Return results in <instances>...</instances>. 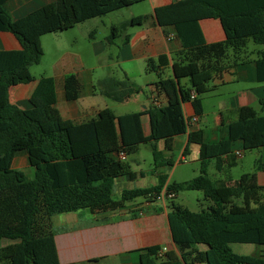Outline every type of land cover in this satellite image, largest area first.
<instances>
[{"label": "trees", "instance_id": "1", "mask_svg": "<svg viewBox=\"0 0 264 264\" xmlns=\"http://www.w3.org/2000/svg\"><path fill=\"white\" fill-rule=\"evenodd\" d=\"M8 1L0 0V32L14 35L22 48L0 52V264H61L53 216L84 210L94 215L115 212L136 199L155 200L164 189L175 195L170 200L168 221L185 262L264 264V257L241 256L231 248L233 244H249L264 250V187L258 184L256 174L222 183L208 176L210 161L216 159L217 169L221 170V157L231 153L232 143L241 141L246 152L264 147V116L252 107L239 109L234 122L222 121L227 138L216 145L204 143L201 132L189 135V145L200 146L201 172L197 178L167 185L168 177L159 175L158 186L124 191L120 199L113 198L117 178L136 177L128 163L118 159L120 153L131 156L146 144L150 145L155 171L173 166V160L164 158L157 143L163 141L166 151L173 150L174 138L187 132L182 103L190 101L196 115L201 116L207 84L222 70L197 62H176L175 79L158 83L166 106L123 116L104 110L97 120L84 124L62 118L55 108L53 79L41 78L30 100L33 109L22 111L11 105L9 89L34 80L31 67L39 65L44 56L43 36L68 31L145 0H56L17 21L6 10ZM155 15L162 28H175L182 53L190 51L205 59L219 61L226 54L227 43L251 39L263 47L254 65L257 82L264 83V0H172L170 5L157 8ZM206 19L220 21L225 42L206 43L200 28V21ZM146 20L147 16L133 17L112 27L107 44L114 45L120 35ZM168 65L166 56L149 59L146 72L161 74ZM183 79L189 80L193 92L187 94L179 87L178 81ZM97 88L116 103H125L142 92L119 66L109 68L108 76L97 83ZM65 92L67 100L78 99L74 75L65 78ZM144 115L150 122L149 137L142 131ZM22 153L35 170L33 180L12 169L14 158ZM260 169L264 170V164L257 160L256 170ZM186 191L202 192L210 204L200 212L175 204L177 196ZM202 245L207 247L206 252L198 250ZM160 250L145 249L140 264H155L165 258L164 264L176 261L169 253L160 259Z\"/></svg>", "mask_w": 264, "mask_h": 264}, {"label": "crops", "instance_id": "2", "mask_svg": "<svg viewBox=\"0 0 264 264\" xmlns=\"http://www.w3.org/2000/svg\"><path fill=\"white\" fill-rule=\"evenodd\" d=\"M55 1L9 0L6 3V10L12 19L17 21ZM146 1L151 4L152 11L149 14H136L131 11L129 18L122 21L138 16H147V20L140 26L129 28L115 40L114 45L107 44L106 38H99L97 26H94L90 31L84 30L86 28L84 26L95 24L99 18L79 24L65 32L43 36L41 44L44 56L39 65L31 67L34 80L29 84H20L9 89L11 105L22 111H30L33 109L30 100L39 81L41 78H51L54 81L56 94L55 108L62 118L75 124H84L97 120L104 110H110L114 114L117 113L113 110L114 108H112L110 102L115 103V108L120 109L118 113L127 114L145 113L152 106H166V98L158 88V83L160 80L175 79L173 64L176 62H197L200 65H210L222 70L215 79L207 84L208 92L202 96L201 116L196 115L190 101L182 103L187 132L174 138L173 150L166 151L163 141L157 143V149L163 153L165 159L173 160V166L155 171L152 157V164L145 168L141 159V145L136 153L138 156L133 158L132 163H129L130 156H127L126 160L131 172L136 177L131 179L124 176L115 180L113 187V198L115 200L120 199L124 191L143 190L158 186L159 175L168 177L167 185L184 183L197 178L201 172L200 146L197 144L189 145V135L191 133L201 132L204 143L216 145L227 138L225 128L221 126L222 121L226 124L236 121L239 109L252 107L264 116L262 106V103H264V83L257 82L254 65L261 50L254 47L251 39L239 43H227L226 54L219 61L202 58L199 54L190 51L182 53V45L175 28H162L158 24L155 15L157 8L170 5L172 0H145L144 2ZM138 4L128 9L133 10L132 8ZM200 28L206 43L226 41L219 20H202L200 21ZM77 30L79 38L82 39L88 50L87 53H84V50H79L80 40L77 38ZM21 48L14 35L0 32V52L19 51ZM47 53L54 57L53 65L50 67L51 74L47 71H38ZM160 56L169 58L167 68L161 74L147 73L146 61L157 59ZM102 61L103 63L105 61L104 67L106 69L119 66L136 84L138 79H142L144 75H147L146 83L149 89L147 100L141 99L138 94L125 103H116L102 96L98 91L97 83L104 78L96 80L94 76ZM148 74L152 75L149 77ZM69 75H74L78 80L79 96L74 101L66 98L65 78ZM178 85L187 94L193 92L188 79L178 81ZM208 100H217L216 112H208L206 106ZM212 117L213 120L210 124L209 119ZM141 123L144 136L149 137L151 128L148 116L144 115ZM147 146L150 148V145ZM186 149H188L187 154H185ZM238 153L241 154V157L238 156ZM247 155L251 157H247ZM113 157L116 158L117 156L114 155ZM257 160L264 164V147L246 152L243 149V143L236 141L232 143L231 153L221 157V170L217 169L216 159L210 161L208 176L212 181L222 183L230 180L236 181L244 174L255 173L258 184L264 187V170H256ZM190 163L194 166L191 178L181 175L176 178V182H173L174 174L180 165ZM246 164L249 165L251 172H241L238 177H235L234 171ZM12 169L21 171L27 178L34 179L35 170L25 153L14 158ZM203 198L206 206L209 205L210 203L206 201L204 194ZM170 203L169 200L157 201L140 198L127 204L124 209L115 212L100 215H94L86 210L84 211L87 213L76 212L78 214L75 215L74 222H71V219H65L63 225H71V227L63 230L62 243L60 238L55 235L60 263L140 264L141 254L145 249L159 247L166 248L167 254L175 256L176 261L173 264H204L183 260L181 252L173 241L170 230L168 221ZM179 206L187 209L182 205ZM238 245L241 244L231 245L235 254L264 257L263 247L248 244L238 247L241 251H235V246ZM198 250L206 252L207 247L198 246ZM165 262H167L166 258L157 260L155 264H164Z\"/></svg>", "mask_w": 264, "mask_h": 264}, {"label": "rangeland", "instance_id": "3", "mask_svg": "<svg viewBox=\"0 0 264 264\" xmlns=\"http://www.w3.org/2000/svg\"><path fill=\"white\" fill-rule=\"evenodd\" d=\"M132 9L133 10H129L128 8H126L124 10L111 13L106 17L99 18L96 20L95 24H92V25L90 24V26L87 24L88 26L87 25L84 26V27H86V28H84V30L90 31L94 28V26H97L98 27L97 32H98L99 38H106L107 39L111 34L112 26H119L121 23H123L124 21H122V20L129 18L131 11L135 12L136 14H145V15L149 14L152 11L151 4L149 1L140 3L136 6H134V8H132ZM81 29H83V28H81ZM77 33H78V30H77L76 34ZM79 37L80 36L77 34V38H79ZM79 40H80L79 50H81V51L84 50V53H87L88 50H87L84 42L80 38H79ZM252 43L256 49H258V50L263 49L262 46L256 45L254 42H252ZM53 62H54L53 55H51L50 53H47V56H46L45 60H43L41 66H39L38 71L39 72L47 71L49 74H51V68L50 67H51V65H53ZM104 63H105V61H104ZM104 63L102 61L100 63L101 64L100 67L95 72L94 76H95L96 80H99L101 78H105L109 74V69H106L104 67V65H105ZM113 68L116 69V68H118V66L113 67ZM150 75H152V74H148L149 77H150ZM146 77H147V75H144L142 79L137 80V84L142 88V92L139 95H140L141 99H144V100H147V97L149 95V89L147 87ZM110 105L112 106V108H114L113 110H115L117 112V113H115L117 116H122V115L127 114V113H118L120 111V109L115 108L116 107L115 103L110 102ZM206 106H207L208 112H210V113L216 112L217 100H208V102H206ZM212 120H213V117L209 119L210 124L212 123ZM137 156H138V154L131 155L129 163H132L133 158H136ZM247 157H251V156L247 155ZM141 159L143 160V164H144L145 168H148L152 164V152L147 145L141 146ZM247 161H249V160H247ZM191 164L192 163L180 165V167L176 170V172L174 174L173 182H176V178L180 177L181 175L183 177H186V178H191L192 170L194 169V166H192ZM248 166L249 165L246 164L242 168H238L237 170H235L234 171L235 177H238L241 172H251L250 171L251 169ZM28 179H30V178H28ZM30 180H32V179H30ZM175 204L182 205V206L186 207L188 210H190L191 212H200L202 209H204L206 207L202 192H195V191H186V192L180 193L178 199L175 200ZM81 213H87V212L82 211ZM76 214H78V213L62 214V215H56V216L52 217V220H51L52 221V229L54 231V234L60 238V242L62 240L63 230H67L68 228L71 227V225L70 226L69 225L64 226L63 225L64 222L66 220H70V219H71V222H74V220L76 219V218H74ZM8 243H9V241L6 240L5 244H8ZM238 247H242V245L235 246V251H241Z\"/></svg>", "mask_w": 264, "mask_h": 264}, {"label": "built area", "instance_id": "4", "mask_svg": "<svg viewBox=\"0 0 264 264\" xmlns=\"http://www.w3.org/2000/svg\"><path fill=\"white\" fill-rule=\"evenodd\" d=\"M195 98H196V94L193 93V94H192V99H195ZM238 156L241 157V154L238 153ZM118 159H119L120 161H122V162H126V160H127V156H126L125 153L122 152V153L119 154ZM174 197H175L174 194H169V193L166 192V190H164L160 195H158V196L155 198V200H157V201H165V200H169V201H170V200H173ZM166 254H167V249H166V248H161V250H160V252H159V254H158V257H159L160 259H162V258H164V256H165Z\"/></svg>", "mask_w": 264, "mask_h": 264}]
</instances>
